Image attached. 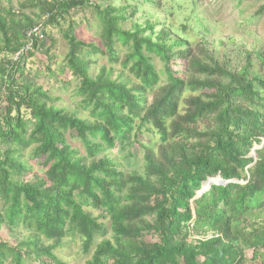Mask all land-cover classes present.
I'll use <instances>...</instances> for the list:
<instances>
[{
    "label": "trees",
    "instance_id": "1",
    "mask_svg": "<svg viewBox=\"0 0 264 264\" xmlns=\"http://www.w3.org/2000/svg\"><path fill=\"white\" fill-rule=\"evenodd\" d=\"M89 8L100 47L79 41L65 22L71 11ZM124 11L92 0H22L16 20L0 5V229L29 233L15 247L0 242V264H24L28 255L60 264L52 252L66 232L81 239L83 253L92 248L85 264H264V46L235 70L203 44L194 50L163 29L155 33L149 21L122 29ZM62 22L65 69L78 82L86 119L49 104L41 87L22 79L25 59L47 43L45 28ZM37 25L43 41L13 61ZM117 43L126 49L121 58ZM92 55L119 63L128 77L112 79L106 67L92 76ZM152 58L162 64L164 85ZM142 130L158 137L154 148L139 145ZM116 144L141 146V171L120 170L104 155ZM27 148L41 176L22 161ZM216 177L235 183L211 185L193 199ZM41 238L50 245L40 247Z\"/></svg>",
    "mask_w": 264,
    "mask_h": 264
},
{
    "label": "rangeland",
    "instance_id": "2",
    "mask_svg": "<svg viewBox=\"0 0 264 264\" xmlns=\"http://www.w3.org/2000/svg\"><path fill=\"white\" fill-rule=\"evenodd\" d=\"M101 7L110 4L116 8H125L121 27L129 30L133 25H141L149 21L154 25V32L165 30L170 38H177L187 42L196 50L200 44L205 45L209 55L215 60L225 63L231 69H237L243 64V57L253 49L264 46V12L258 14L264 0H92ZM22 0H0L3 8L10 7L14 19H20L17 12ZM152 2V3H151ZM131 8V9H130ZM133 11V12H132ZM29 14L28 11H23ZM71 20L74 26V34L79 41L86 44H94L100 47L98 40V17L97 13L89 8L73 10L69 13L65 22ZM62 22L59 27H46L47 43L42 50H32V57L25 59L23 77L32 85L41 87L48 96L49 104L63 109L67 113H75L78 118L86 119L87 111H83L80 99L75 95L78 82L71 76L70 71L65 69V56L67 45L61 36V29L66 27ZM118 57L126 53V49L119 43L115 45ZM47 51V52H46ZM46 52V53H45ZM3 55H0L2 60ZM92 62L90 73L95 76L101 67L112 69V79L119 75L128 77V73L122 70L119 63H109L106 56L92 55L88 57ZM13 60V57L11 58ZM152 64L160 76L158 86L165 84L162 64L152 58ZM175 70H182V63L177 60ZM188 93L184 96L186 97ZM184 98V97H183ZM5 104L0 103V112L4 111ZM25 120L28 119L23 112ZM67 143L76 152L77 156H83L84 151L79 141L69 133L66 134ZM158 137L151 132L141 131L138 137L139 145L154 148ZM104 155L112 159L120 170L125 172L141 171L143 149L137 144L120 149L118 144L111 150L105 151ZM22 161L32 167L33 173L41 176L42 167L30 158V148L22 152ZM31 175L27 177L30 179ZM214 180V178L212 179ZM205 186V185H204ZM1 206V205H0ZM92 216L96 217L100 211L86 208ZM107 225L106 220L99 219ZM29 233L23 227L14 231L7 228L0 229V242L8 247H15ZM40 247L48 246L51 242L40 239ZM151 238L146 237V241ZM97 239L95 242H99ZM27 248L22 247V252ZM53 255L60 264H85L89 259L88 254L82 252L81 239L74 233L66 232L61 243L53 250ZM250 258V253L247 255ZM24 264H55L45 256L37 259L33 255L24 257ZM5 264H10L8 258Z\"/></svg>",
    "mask_w": 264,
    "mask_h": 264
},
{
    "label": "built area",
    "instance_id": "3",
    "mask_svg": "<svg viewBox=\"0 0 264 264\" xmlns=\"http://www.w3.org/2000/svg\"><path fill=\"white\" fill-rule=\"evenodd\" d=\"M44 39L43 28L40 25L28 29L23 36V45L13 56V61H18L28 53L32 52L35 43Z\"/></svg>",
    "mask_w": 264,
    "mask_h": 264
},
{
    "label": "water",
    "instance_id": "4",
    "mask_svg": "<svg viewBox=\"0 0 264 264\" xmlns=\"http://www.w3.org/2000/svg\"><path fill=\"white\" fill-rule=\"evenodd\" d=\"M253 151H252L251 157L252 158H255V154H254ZM227 183H235V181H223L219 177L214 178V180L208 179L206 182H203L201 184L200 190L196 193V196L193 199H195V198L199 197L200 195H202L203 193H205L210 188L211 185H221V186H224Z\"/></svg>",
    "mask_w": 264,
    "mask_h": 264
}]
</instances>
